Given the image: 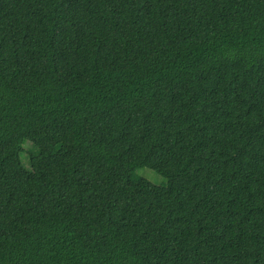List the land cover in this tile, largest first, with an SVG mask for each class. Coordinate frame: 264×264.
Listing matches in <instances>:
<instances>
[{"label":"trees","instance_id":"trees-1","mask_svg":"<svg viewBox=\"0 0 264 264\" xmlns=\"http://www.w3.org/2000/svg\"><path fill=\"white\" fill-rule=\"evenodd\" d=\"M0 264H264V0H0Z\"/></svg>","mask_w":264,"mask_h":264},{"label":"rangeland","instance_id":"rangeland-1","mask_svg":"<svg viewBox=\"0 0 264 264\" xmlns=\"http://www.w3.org/2000/svg\"><path fill=\"white\" fill-rule=\"evenodd\" d=\"M147 171L152 174L153 178H150L152 176H151V174H148ZM139 173L142 174V175H144L145 177H147L148 180H150L153 183H156V184H159L160 183L161 178L158 175H156L154 172H152L151 170H149V169H140L139 170Z\"/></svg>","mask_w":264,"mask_h":264}]
</instances>
